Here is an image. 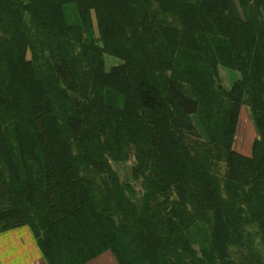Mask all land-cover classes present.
Wrapping results in <instances>:
<instances>
[{"label":"trees","instance_id":"16d2710c","mask_svg":"<svg viewBox=\"0 0 264 264\" xmlns=\"http://www.w3.org/2000/svg\"><path fill=\"white\" fill-rule=\"evenodd\" d=\"M24 227L47 264H264V0H0V234Z\"/></svg>","mask_w":264,"mask_h":264},{"label":"crops","instance_id":"0c3cea01","mask_svg":"<svg viewBox=\"0 0 264 264\" xmlns=\"http://www.w3.org/2000/svg\"><path fill=\"white\" fill-rule=\"evenodd\" d=\"M0 264L47 263L42 257L31 231L27 227H24L0 234ZM86 264L118 263L113 254L110 251H106L90 260Z\"/></svg>","mask_w":264,"mask_h":264},{"label":"rangeland","instance_id":"374dc122","mask_svg":"<svg viewBox=\"0 0 264 264\" xmlns=\"http://www.w3.org/2000/svg\"><path fill=\"white\" fill-rule=\"evenodd\" d=\"M120 63L121 61L119 59L105 55V66L107 69H110L113 66H117ZM219 71L221 78L220 81L222 85H224L226 88H230L232 83L240 77V74L238 72L235 71L233 72L231 70L222 67L219 68ZM256 138H257V134L252 123L249 108L243 106L239 116V122H238L233 148L236 152L240 154L250 156L252 144ZM133 165H134V160L131 159L129 162L124 164L122 163L113 164V167L118 172L122 180H130L132 182L130 176H131V168L133 167ZM132 185H134V188L137 191L138 196H140L142 193L141 183L132 182Z\"/></svg>","mask_w":264,"mask_h":264}]
</instances>
